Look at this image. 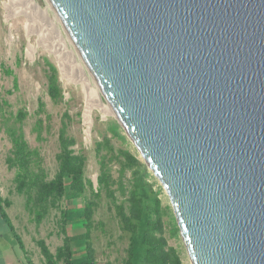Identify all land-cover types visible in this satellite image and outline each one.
<instances>
[{
	"label": "water",
	"instance_id": "obj_1",
	"mask_svg": "<svg viewBox=\"0 0 264 264\" xmlns=\"http://www.w3.org/2000/svg\"><path fill=\"white\" fill-rule=\"evenodd\" d=\"M47 1L190 263L264 264V0Z\"/></svg>",
	"mask_w": 264,
	"mask_h": 264
},
{
	"label": "rangeland",
	"instance_id": "obj_2",
	"mask_svg": "<svg viewBox=\"0 0 264 264\" xmlns=\"http://www.w3.org/2000/svg\"><path fill=\"white\" fill-rule=\"evenodd\" d=\"M50 66L56 69L63 92V100L58 103L48 92ZM107 105L47 0H34L31 5L24 0H0V198L19 237L36 253L35 264H48L40 242L56 255L66 238L75 263L86 258L90 243L97 264H124L131 247L134 264H149L142 244L145 222L136 232L123 230L114 207L102 195L88 236L85 199L91 197V189L78 194L70 188L71 179L65 178L62 200L39 223L27 194L20 190L17 169L10 168L7 162L13 150L10 132L16 131L17 136L23 135L29 150L35 152L31 157L34 170L41 168L48 181L54 180L59 172L60 133L65 127L75 141L71 148L87 157L85 177L97 190L98 142L109 138L115 152L130 150L139 156L120 126L118 133L125 141L110 130L117 121L104 108ZM118 171L119 166L114 163L115 177ZM149 173L147 186L139 191V197L146 209L158 212L155 217H160L166 248L173 249L182 264H191L170 200L157 178Z\"/></svg>",
	"mask_w": 264,
	"mask_h": 264
},
{
	"label": "trees",
	"instance_id": "obj_3",
	"mask_svg": "<svg viewBox=\"0 0 264 264\" xmlns=\"http://www.w3.org/2000/svg\"><path fill=\"white\" fill-rule=\"evenodd\" d=\"M50 72L48 75V92L51 99L58 103L63 100V92L57 71L53 66H50ZM110 130L124 140V137L118 133L120 128L117 123H112ZM10 138L13 143V150L7 162L10 168L17 169L20 190L27 194L31 205L30 209L35 214L37 222H42L50 208L56 207L62 200L65 194V178H69L71 179L70 188L72 191L85 194L88 187L91 189V197L85 199L88 236L93 225V215L98 207V201L102 195H105L114 207L116 217L119 219L123 230L136 232L141 223H146L142 244L145 246L144 258L147 263L182 264L180 256L173 249L166 248L167 241L162 235L163 227L160 217H155L158 212L146 209L143 200L139 197V191L147 186L146 178L149 177L150 173L137 154H133L130 150L115 152L109 138H104L102 142H98L96 153L99 176L97 179L98 189L95 190L92 182L85 177L87 157L71 148L75 141L67 135L65 127L61 129L59 138L60 153L57 156L59 172L51 181L47 180V176L41 168L39 171H35L32 167L33 160L31 157L35 152L29 150L23 135L17 136L16 131L10 132ZM114 163L119 166L117 177L113 173ZM119 197H122L123 200L119 201ZM0 205L2 206L1 198ZM156 206H159V201ZM2 215L11 225L4 208ZM11 227L14 230L12 225ZM14 233L19 243L23 245L21 238L15 231ZM39 245L48 264H57L61 261L65 264H97L90 243L87 246L86 258L79 263L74 262L68 238L65 239L64 247L59 248L56 255L50 253L44 242H40ZM129 252V258L124 264H134L133 247L130 248Z\"/></svg>",
	"mask_w": 264,
	"mask_h": 264
},
{
	"label": "crops",
	"instance_id": "obj_4",
	"mask_svg": "<svg viewBox=\"0 0 264 264\" xmlns=\"http://www.w3.org/2000/svg\"><path fill=\"white\" fill-rule=\"evenodd\" d=\"M2 209L0 205V264H35L36 258L34 256L36 253L29 250L27 243L22 237L21 240L23 245L19 243L14 231L18 236L20 234L5 209L4 211L14 230L6 218L3 217Z\"/></svg>",
	"mask_w": 264,
	"mask_h": 264
},
{
	"label": "bare ground",
	"instance_id": "obj_5",
	"mask_svg": "<svg viewBox=\"0 0 264 264\" xmlns=\"http://www.w3.org/2000/svg\"><path fill=\"white\" fill-rule=\"evenodd\" d=\"M25 1V3H27V4H29V5H31V3H34V0H24ZM48 2V1H47ZM49 3V2H48ZM50 5V4H49ZM50 7H51V5H50ZM21 8V7H20ZM52 8V7H51ZM53 10V9H52ZM54 12V11H53ZM55 13V12H54ZM56 15V14H55ZM57 17V16H56ZM57 19H58V17H57ZM59 20V19H58ZM60 22V21H59ZM61 24V23H60ZM67 34V33H66ZM68 36V35H67ZM69 38V37H68ZM70 40V39H69ZM71 41V40H70ZM92 77V76H91ZM93 79V78H92ZM103 107V106H102ZM104 108L107 110V111H109V113H111V114H113V111H112V109L109 107V105H107V106H104Z\"/></svg>",
	"mask_w": 264,
	"mask_h": 264
}]
</instances>
